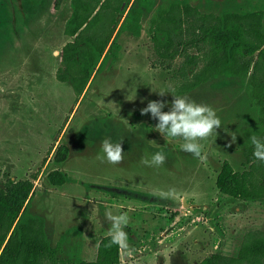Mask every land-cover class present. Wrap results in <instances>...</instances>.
I'll list each match as a JSON object with an SVG mask.
<instances>
[{"label": "rangeland", "instance_id": "rangeland-1", "mask_svg": "<svg viewBox=\"0 0 264 264\" xmlns=\"http://www.w3.org/2000/svg\"><path fill=\"white\" fill-rule=\"evenodd\" d=\"M17 1L0 2V180L32 181L28 212L45 217L47 235L63 255L95 258L99 241L109 234L106 211L130 217L126 231L134 252L120 248V264H209L214 252L236 253L245 231L264 230V201L233 199L215 184L223 160L235 170L245 167L242 144L264 130L245 95L246 79L211 81L183 94L214 107L222 121L217 134L200 141V157L184 152L182 139L153 130L157 121L140 112L149 99L173 98L155 89H172L171 70L198 50L188 43L174 60L155 55L148 29L158 8L188 2L206 12L264 11V0H150L138 36L115 27L117 56L94 71L81 95L55 77L58 51L70 38L52 13L51 41L32 42L26 33L33 51L16 54L21 22L30 26L41 9L40 0H20V7ZM124 1L127 8L133 3ZM104 17L95 27L107 31L111 19ZM261 51L264 45L248 54L256 59ZM105 138L121 141L125 154L119 164L101 158ZM59 145L68 155L57 163ZM160 149L167 154L162 165L141 163ZM55 168L69 176L61 186L47 180ZM134 191L149 197L135 198Z\"/></svg>", "mask_w": 264, "mask_h": 264}, {"label": "trees", "instance_id": "trees-1", "mask_svg": "<svg viewBox=\"0 0 264 264\" xmlns=\"http://www.w3.org/2000/svg\"><path fill=\"white\" fill-rule=\"evenodd\" d=\"M150 0H134L127 8L126 2L115 7V19L109 30L99 24L101 14L112 17L105 0H72V13L66 23V32L76 33L73 41L64 44L59 53L56 78L69 82L73 91L80 95L94 71L107 59L117 56L119 48L112 38L113 25L123 14L119 30L134 36L140 33L143 8ZM104 12V13H102ZM107 13V16H106ZM264 11L225 10L220 13L206 12L188 2H170L157 9L150 20L149 35L157 57L174 60L188 43L197 48L196 54L185 56L177 68L171 70L176 94H186L201 85L220 79H246L244 92L258 114V123L264 128V51L254 59L248 52L264 45ZM197 39L186 40L187 34ZM183 42V45L181 44ZM98 66V67H97ZM257 138L264 139V130ZM67 147L59 145L54 161L63 162ZM242 170H235L228 160H223L216 175L217 189L233 199L264 201V161L253 156V145L242 144ZM47 180L61 186L69 180L62 169L47 173ZM30 179L0 180V264H120V248L107 246L109 234L98 243L93 260L78 255H63L58 245H53L46 232V219L28 212ZM133 197L149 196L131 192ZM28 201L26 202V200ZM209 264H264V230L244 232L236 253L228 255L214 252Z\"/></svg>", "mask_w": 264, "mask_h": 264}, {"label": "clouds", "instance_id": "clouds-1", "mask_svg": "<svg viewBox=\"0 0 264 264\" xmlns=\"http://www.w3.org/2000/svg\"><path fill=\"white\" fill-rule=\"evenodd\" d=\"M160 97L171 93L172 99H149L140 109L142 115H150L157 122L153 130L168 138L183 140L181 148L184 152L192 153L195 157L201 156L202 144L200 141L217 134V129L222 127V121L217 110L211 105L191 99L185 95L176 94L174 89H155ZM135 96L132 98L134 99ZM147 98H141V101ZM167 107V110H164ZM234 140L235 138L232 137ZM253 156L264 161V139L252 137ZM102 159L110 164H119L124 159L125 152L120 140L105 138L101 142ZM167 159L163 149L152 153L150 158H143L141 163L149 167L160 166ZM104 216L109 222V243L107 246L116 245L128 254L134 252L129 242V233L126 228L130 217L127 212L114 214L106 211Z\"/></svg>", "mask_w": 264, "mask_h": 264}, {"label": "flooded vegetation", "instance_id": "flooded-vegetation-1", "mask_svg": "<svg viewBox=\"0 0 264 264\" xmlns=\"http://www.w3.org/2000/svg\"><path fill=\"white\" fill-rule=\"evenodd\" d=\"M104 1L105 0H100V2H99V4H98L96 9H99L100 5ZM0 2H2V0H0ZM48 2H49L48 9L45 10L46 6H44V5L46 3H48ZM48 2L43 1V0L39 1V6L41 7V9L38 10L37 13H35V16H34L32 22H31L30 26H26V23L21 22L20 27H21V33H22V37L21 38L22 39L17 41L18 47H17V50H16V54L18 56L21 57L26 52H29V51L32 50L33 43L30 42L31 49L27 48L28 44L25 43L26 38H24L23 35L26 34V33L29 35V37L35 38L34 40L32 39L33 40L32 42H34V41H44L46 43L47 41H51V13L53 15L52 16L53 22L55 23V21H56V23L57 22L60 23V21H61V32L65 36L70 38V40L66 41L64 44H66L67 42L73 41L75 39V36L77 35V32L79 30L83 29V27L85 26V24H83V26L74 34L67 33L66 32V23H67L69 17L71 16V13H72V0H54V1H52V7H51V0H49ZM110 2H111V6L106 8V10H107L108 14H112L113 15V18L110 17V19L114 20L115 19V12H114L115 11L114 10L115 7H114V5L116 6L119 2H125V1L124 0H110ZM133 2H134V0H133ZM16 4H17L18 7H20V0H18L16 2ZM38 9H39V7H38ZM112 25L114 26L113 27V32H114L115 27L117 25H118L117 33L121 32V31H125V30H119L120 23H117V25H114V22H113ZM149 25H150V22H149ZM140 31H141V21H140ZM112 35H113V33H112ZM61 48L58 51V65H59V53H60ZM55 77H56V73H55ZM60 82H62V81H60Z\"/></svg>", "mask_w": 264, "mask_h": 264}]
</instances>
